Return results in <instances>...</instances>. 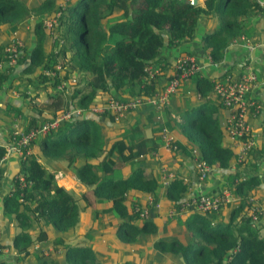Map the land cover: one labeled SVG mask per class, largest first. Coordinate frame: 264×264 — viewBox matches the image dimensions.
<instances>
[{
    "label": "trees",
    "instance_id": "16d2710c",
    "mask_svg": "<svg viewBox=\"0 0 264 264\" xmlns=\"http://www.w3.org/2000/svg\"><path fill=\"white\" fill-rule=\"evenodd\" d=\"M52 6V0H44L32 8H27L20 0H0V26L9 24L14 27L27 14L48 13ZM56 10H60V15L53 31L54 34L57 31V37H53L51 49L44 50L45 31L52 36L40 20L33 27V47L29 53L25 51L24 55L16 58V64L23 67L21 71L24 74L39 69L34 75L37 82L26 78V83L35 87L51 86L53 92L43 102V108L51 113L48 118L57 110L71 106L87 110L94 104L92 100L96 90L105 94L112 88L116 92L126 91L128 97H133L147 96L163 88L171 75L156 89L160 71L165 68L159 56L161 47L173 46L193 37L202 14L216 21L214 28L203 33L201 41L211 61L218 62L231 39L240 34L250 36V18L261 14L264 5L259 0H203L202 5H191L189 0H74ZM59 27H63L66 43H59ZM3 47L0 44V62H7L10 55L3 51ZM53 47L57 49L53 50ZM68 51L70 57L66 60ZM55 64H59L61 70L49 79L42 71L53 69ZM152 64L158 65V72L154 78H149L143 69ZM74 71L90 76L85 84L87 90L73 89L70 94L66 87L61 91L53 90ZM11 72V66L0 70V86L8 80ZM192 81L200 97H205L212 88L211 80L196 74ZM73 100L75 105H72ZM214 111L210 103L200 100L195 106L181 111L176 125L191 144V149L195 150L197 159L209 166L225 169L229 167L232 153L221 145L222 134L217 119L213 117ZM38 124L32 119L22 129L26 131ZM101 128L102 125L92 118L72 117L62 121L55 130L38 137L39 149L44 157L65 160L66 167L91 189L95 200L106 205L100 211L93 210V220L99 213H110L117 219L116 239L126 244L138 243L146 235L153 234L156 227L150 219H140L139 224L135 223L138 214L132 210L133 206L128 211L125 194L134 190L144 194L154 192L157 183L152 176H145L139 166L126 177L115 176L114 169L129 159L153 151L157 144L147 146V140L132 125L129 134L114 139L102 160L97 162L96 158L105 144ZM175 144L177 149L174 151L185 150L182 144ZM4 153L5 146L0 145V159ZM113 154L114 159L111 157ZM78 159L83 162L75 165ZM19 175L25 185L20 187L15 179L11 193L3 201L5 212L8 215L13 213L21 228L13 237V246L23 255L29 253L33 240L26 229L36 220L59 234L55 243L62 246L66 264H102L89 245L65 244L61 240L72 233L78 221L79 207L73 195L56 184L53 174L34 155L20 156ZM230 178L232 181L234 175ZM256 185L255 176L234 182L232 193L241 198L229 210L226 222L212 220L213 211L191 212L183 222L187 241L175 237L169 240L158 238L153 242V248L165 255L179 254L180 264H264V235L259 234L261 225L250 221L245 212L240 214L248 205L242 195L248 187ZM185 192V182L173 177L165 189V197L175 204L184 198ZM224 206L229 207L231 203ZM44 239V229L39 230L34 240L41 242ZM39 256L38 264L53 263V259ZM122 264L133 263L125 261Z\"/></svg>",
    "mask_w": 264,
    "mask_h": 264
},
{
    "label": "crops",
    "instance_id": "0c3cea01",
    "mask_svg": "<svg viewBox=\"0 0 264 264\" xmlns=\"http://www.w3.org/2000/svg\"><path fill=\"white\" fill-rule=\"evenodd\" d=\"M27 8L39 5L44 0H20ZM53 6L47 13L33 14L29 13L23 20L15 23L14 27L9 24L0 26V44L4 45L8 42L12 31H16L21 39L24 51L21 56L29 53L35 43L33 27L42 17L50 12L65 6L67 2L74 0H52ZM260 1V0H259ZM198 5L203 4V0H197ZM211 19V18H210ZM207 19L205 15H201L193 37L177 42L173 46L164 45L161 47L159 56L161 61L165 63V68L160 71L156 89L166 82V78L173 73L172 62L180 55L186 54L194 58L198 71L196 75L212 80L219 77L223 73L238 76L243 72L245 66L251 67L255 80L250 87L247 97L254 103L250 107L246 116V122L251 133L253 146L244 158L237 161V146L234 144L226 132V125L230 111L220 106L216 95L209 90L205 97H200L197 93L192 76L183 81L177 94L172 95L164 108L157 111L150 106H139L135 110L125 114L118 121L110 120L107 116L94 115L85 112L84 115L77 118H92L102 125V132L105 136V144L102 153L96 158L100 162L105 155V150L110 143L117 138L126 137L129 134V128L135 125L140 132L139 135L145 138L147 146L157 144V147L143 155H138L129 159L123 164L117 165L115 176L126 177L130 171L139 166L143 170L145 176H152L157 183L154 192L144 194L140 191L126 192L125 203L130 211V206L135 204L143 205L146 196L151 195L156 198L157 208H151L149 217L156 227L153 234L146 235L138 243L126 244L118 241L114 236L117 219L110 213H99L96 219H92L88 205L79 197H74L79 207L78 221L74 229L67 237H61L62 242L71 245H89L95 251L98 259L104 264H122L125 261L133 264H164L169 261L170 264H180L181 258L179 254L165 255L153 248V242L158 238L172 239L177 238L187 241L188 234L184 227V219L189 215L185 213L179 216L169 218L167 211L174 206V202L165 197V189L168 182L173 178H180L186 184V192L184 198L198 194L219 193L222 190H228L231 194V206H222L213 214L212 220L226 222L229 210L234 207L239 199V195H233L232 190L234 182L244 180L247 177L255 176L257 178L256 187H248L242 195L247 201L248 197L261 205L264 209V11L250 18V26L252 31L250 36L238 35L231 39L226 47L222 50V58L213 63L209 59V55L202 46V35L215 26L214 19ZM52 40L45 31L44 50L51 49ZM158 68V65L155 64ZM12 72L8 80L0 86V145L5 146L8 143V135L14 124L21 128L28 125L32 119L36 124L47 120L51 115L48 109L43 108L46 96L51 93L50 85L42 87L38 85L28 84L26 78H31L34 83L37 81L34 75L39 72L37 69L34 73L24 74L21 65L14 64L11 66ZM81 72H71L66 80V89L74 83L75 75ZM83 82V81H82ZM69 92V91H68ZM108 94L120 97H128L126 91L119 92L110 88V92L102 94L96 90L93 103L100 102L105 99ZM107 95V96H106ZM34 97V98H33ZM37 100V102L35 101ZM200 100L210 103L214 108L213 117L218 121L221 130V145L229 148L232 153L229 167L225 169L210 166V171L204 178H199L194 168V157L191 144L187 142L183 134L180 132L176 122H178L179 114L184 109L195 106ZM32 101V102H31ZM74 104V100L72 102ZM41 111V112H40ZM161 126L167 127L173 136L175 142L185 146L184 151H172L162 146L159 136ZM28 155L36 156L43 167L53 174L54 180L58 186L63 187L72 195L81 192L82 197L91 199V189L83 185L74 175V173L66 167V161L63 159H51L44 157L39 149L38 139L32 142ZM112 159L115 155L111 156ZM19 158L16 153H9L0 159V245L2 252L0 253V264H38L40 256L43 258L53 259L52 264H66L63 257V248L60 244L55 243L59 234L50 226H42L38 221L33 220L32 225L26 229L30 238L33 240L29 246V253L23 255L13 246V237L21 231L13 217V213L8 215L4 210V198L12 191L13 181L19 175ZM82 159H78L75 165H80ZM234 175L231 181V176ZM88 191H90L88 193ZM93 195V194H92ZM95 198V197H94ZM100 211L105 204L98 203ZM85 206V207H84ZM244 209L240 212L242 214ZM92 213V214H91ZM238 218V217H237ZM135 223L139 224L140 219ZM261 225L259 234L264 235V223ZM44 229L45 239L38 242L35 239L39 230ZM132 256V257H131ZM139 260V261H138ZM172 262V263H171Z\"/></svg>",
    "mask_w": 264,
    "mask_h": 264
},
{
    "label": "built area",
    "instance_id": "2783aa9c",
    "mask_svg": "<svg viewBox=\"0 0 264 264\" xmlns=\"http://www.w3.org/2000/svg\"><path fill=\"white\" fill-rule=\"evenodd\" d=\"M264 5V1H259ZM60 15V10H55L50 15L44 16L41 19L42 26L45 30L49 31L51 36L55 37L53 33L55 27L58 24L57 18ZM23 43L16 31H12L8 42L4 45L3 51L8 53L9 59L7 62H0V70H3L7 66H12L16 63V58L21 55ZM210 59V56H209ZM211 60V59H210ZM173 73L167 80L166 84L160 90H156L147 96H133L119 98L113 95H108L101 102H95L91 104L87 110L80 109L78 107H69L67 109L57 110L53 116L40 122L36 127L29 128L24 131L20 126L14 124L10 130L9 141L5 145V153L11 152L24 157L28 156L29 145L32 144L38 137L44 136L47 133L55 130L62 121L70 120L72 117L83 115L85 112H89L94 115H106L111 116L113 121H118L125 114L135 110L139 106H150L151 108L160 111L166 105L168 99L177 94L180 85L193 76L198 71L197 64L194 58L190 55H180L172 62ZM53 69H45L42 73L49 79L55 76V73L61 70L59 64H55ZM144 72L147 77L154 78L158 72V68L155 64L146 65ZM255 80V75L249 66H245L243 72L238 76L223 73L219 77L213 78L212 92L216 95L217 101L223 108L230 111L228 116L226 132L228 137L233 140L237 146V161L240 162L244 156L249 152L253 146V140L249 127L246 122V116L250 107H253L254 103L247 97V93ZM66 81H61L54 87V91H61L66 85ZM159 136L162 141V146L168 150H176V144L170 131L161 126L159 130ZM194 156L195 150H192ZM194 168L199 178H204L210 171V166L203 160L194 159ZM17 181L20 187L25 185L22 176H18ZM164 184H167L165 181ZM232 201L231 194L228 190H222L219 193L212 194H198L183 198L176 202L172 208L167 211L169 218L173 216H179L185 213L191 212H216L222 206ZM248 205L245 207V215L254 223H264V209L261 205L253 200V197H248ZM158 204L154 202V198L151 195L146 196L144 204H135L132 208L137 212L139 219L147 220L149 217V211L151 208H157ZM2 246L0 245V253L2 252Z\"/></svg>",
    "mask_w": 264,
    "mask_h": 264
},
{
    "label": "rangeland",
    "instance_id": "374dc122",
    "mask_svg": "<svg viewBox=\"0 0 264 264\" xmlns=\"http://www.w3.org/2000/svg\"><path fill=\"white\" fill-rule=\"evenodd\" d=\"M261 1V0H260ZM64 7V5L63 6H61V8H63ZM60 8V9H61ZM54 11H52V12H50L49 14H47V15H50L51 13H53ZM47 15H45V16H47ZM43 18V17H42ZM41 18V19H42ZM40 19V20H41ZM211 20V19H210ZM214 21H215V19H214ZM58 34H59V43H63V41L65 42V40H64V33H63V27H59V29H58ZM55 35H56V37H57V31H56V33H55ZM10 37V36H9ZM51 40H52V42L54 41V39H53V36H52V38H51ZM66 43V42H65ZM5 45V44H4ZM52 45V44H51ZM54 49H57V47H53V50ZM69 57H70V51H68L67 52V54H66V60L67 59H69ZM89 75L87 74V73H78L77 75H75V78H74V83L72 84V85H70V86H68L67 87V91H70V93H71V90H73V89H79V88H81L82 90H87L88 89V87H86L85 86V84H86V81L89 79ZM83 81V82H82ZM65 85L67 86V84L65 83ZM65 86V87H66ZM51 92H53V91H51ZM69 93V92H68ZM69 93V94H70ZM34 98V97H33ZM120 98H124V97H120ZM36 102H37V100H35ZM32 102V101H31ZM59 110H62V109H59ZM84 115V114H83ZM167 128V127H166ZM8 138H9V135H8ZM31 146V144L29 145V147ZM19 176V175H18ZM21 176V175H20ZM167 184H168V182H167ZM13 187V186H12ZM66 190V189H65ZM67 191V190H66ZM90 191H88V193H89ZM84 192H81L79 195H78V193H75V195L73 194V196L74 197H79V199H81V200H83L84 202L86 201V200H88L87 201V203L85 202V206L86 205H88V207L90 208V210H91V212L93 211V209L94 208H96L97 210H98V208H99V202H97L96 200H95V198H94V196L90 193V195H91V199H85V197H82V194H83ZM75 199V198H74ZM84 206V207H85ZM92 214V213H91ZM137 217H139V216H137ZM213 217V216H212ZM139 219V218H138ZM261 229H264V228H261ZM183 241H185V235L183 236ZM132 257V256H131ZM139 261V260H138ZM172 263V262H171ZM104 264H108V262H104ZM164 264H170L169 263V261L168 262H166L165 263V261H164ZM173 264V263H172Z\"/></svg>",
    "mask_w": 264,
    "mask_h": 264
},
{
    "label": "water",
    "instance_id": "95a60500",
    "mask_svg": "<svg viewBox=\"0 0 264 264\" xmlns=\"http://www.w3.org/2000/svg\"><path fill=\"white\" fill-rule=\"evenodd\" d=\"M189 3H190L191 5H196V4H197V0H189Z\"/></svg>",
    "mask_w": 264,
    "mask_h": 264
}]
</instances>
